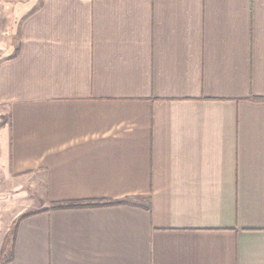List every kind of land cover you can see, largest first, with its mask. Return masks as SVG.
Listing matches in <instances>:
<instances>
[{
    "label": "crops",
    "instance_id": "obj_1",
    "mask_svg": "<svg viewBox=\"0 0 264 264\" xmlns=\"http://www.w3.org/2000/svg\"><path fill=\"white\" fill-rule=\"evenodd\" d=\"M0 264H264V0H0Z\"/></svg>",
    "mask_w": 264,
    "mask_h": 264
},
{
    "label": "trees",
    "instance_id": "obj_2",
    "mask_svg": "<svg viewBox=\"0 0 264 264\" xmlns=\"http://www.w3.org/2000/svg\"><path fill=\"white\" fill-rule=\"evenodd\" d=\"M125 201L118 200H99V201H67L62 202L57 205L58 208H70V207H92V206H101V205H116L124 203ZM31 212H27L21 215L20 218H25L31 215Z\"/></svg>",
    "mask_w": 264,
    "mask_h": 264
},
{
    "label": "rangeland",
    "instance_id": "obj_3",
    "mask_svg": "<svg viewBox=\"0 0 264 264\" xmlns=\"http://www.w3.org/2000/svg\"><path fill=\"white\" fill-rule=\"evenodd\" d=\"M37 1V0H36ZM3 195H8V192L7 193H5L4 191H2L1 192ZM21 208H23L24 209V207L22 206ZM39 208H40V204H39Z\"/></svg>",
    "mask_w": 264,
    "mask_h": 264
}]
</instances>
